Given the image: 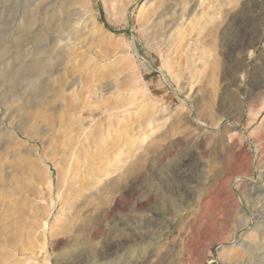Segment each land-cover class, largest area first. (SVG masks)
Here are the masks:
<instances>
[{"label": "rangeland", "instance_id": "374dc122", "mask_svg": "<svg viewBox=\"0 0 264 264\" xmlns=\"http://www.w3.org/2000/svg\"><path fill=\"white\" fill-rule=\"evenodd\" d=\"M17 1L0 0V264H264V0H74L65 50L55 1ZM35 57L55 73L20 71Z\"/></svg>", "mask_w": 264, "mask_h": 264}, {"label": "bare ground", "instance_id": "6f19581e", "mask_svg": "<svg viewBox=\"0 0 264 264\" xmlns=\"http://www.w3.org/2000/svg\"><path fill=\"white\" fill-rule=\"evenodd\" d=\"M20 0H18L17 1V3L19 2ZM55 1V3H53V5L52 6H49V7H47L46 5L45 6H43V8L41 9V10H43L44 11V9H47V11H46V13H43V15L44 14H46V15H48V18L46 19L45 17H43L44 18V20L43 19H41V20H43V23L45 22L46 23V25H49L50 26V28H51V33H48V29H45L46 30V32L48 33V35H47V38H46V40H54V39H62V40H65V41H67L66 42V44L63 46V47H61L59 50H65V48L66 47H68V45L71 43V42H73V43H75V42H77L78 40H79V38H80V34H81V32L86 28V27H81V25H79V23H78V19L76 20V19H74L76 22L74 23L73 22V18H79L80 16H81V12L80 11H78V10H73V11H71L68 7H69V5H74L75 4V1L74 0H71V2H68L67 0H54ZM107 3H110V0H105ZM115 0H113V2H114ZM8 2H9V0H8ZM21 3V2H20ZM29 3V2H28ZM13 4V3H12ZM144 5V4H143ZM23 6V5H22ZM27 6V5H26ZM32 8V7H31ZM17 9V8H16ZM29 9V8H28ZM27 9V10H28ZM33 9V8H32ZM23 9H21V11L19 12L20 13V17H22V21H28V24L30 23V19H28V15L26 16V14L28 13L27 11V13L23 10ZM18 11V10H17ZM16 11V12H17ZM30 12H31V10H29ZM49 13H52V14H49ZM29 14V13H28ZM42 15V16H43ZM37 16H38V14H37ZM36 16V17H37ZM63 17V19H62V23L64 22V24L62 25L61 24V26L59 25V18H62ZM39 19V18H38ZM15 20V19H14ZM35 21V20H34ZM47 21V22H46ZM36 22V21H35ZM34 22V23H35ZM61 22V21H60ZM44 23V24H45ZM78 25H77V24ZM23 24V23H22ZM27 24V23H26ZM28 24H27V26H28ZM36 25V24H35ZM39 25V24H38ZM43 25V24H42ZM20 26V25H19ZM40 26V25H39ZM46 27V26H45ZM48 27V26H47ZM35 28V27H34ZM38 28V27H37ZM42 28H44V25H43V27ZM28 29V28H27ZM29 30V29H28ZM38 31V30H37ZM49 31V32H50ZM20 32V31H19ZM32 32V31H31ZM65 32L67 33V34H65ZM24 33V32H23ZM35 33L37 34V35H39V31L38 32H36L35 31ZM35 33H34V35H35ZM41 33V32H40ZM65 34V35H64ZM44 35H46V34H44ZM31 37H33L34 38V36H32V34L30 35V38L28 39L27 38V43L26 44H21L20 45V49H24V47H26V46H29V45H31V44H33L34 43V41L35 40H38V39H33V38H31ZM41 37H42V34H41ZM2 39H5V38H2ZM10 39V38H9ZM19 39V38H18ZM32 39H33V41H32ZM13 40H14V38H13ZM40 40V39H39ZM45 40V41H46ZM17 41V40H16ZM15 42V41H14ZM14 42H12V43H14ZM18 42V41H17ZM43 42V41H42ZM59 42V41H58ZM64 42V41H63ZM16 43V42H15ZM13 45V44H12ZM11 45V46H12ZM18 47V46H17ZM33 48V47H32ZM26 50V49H25ZM5 51V50H4ZM4 51L2 52V54H4ZM24 51V50H23ZM27 51V50H26ZM62 51H59V55H61V54H64L62 57H64L67 53H61ZM26 53V52H25ZM45 53H47L46 52V49L45 50H42L41 48H37V50H35V54H38V56H40V54H45ZM15 54V53H14ZM17 54V53H16ZM19 54V53H18ZM31 54V53H30ZM20 55V54H19ZM9 56V55H8ZM36 56V55H35ZM37 56V57H38ZM58 56V55H57ZM36 58V57H35ZM34 58V59H35ZM5 59V58H4ZM3 61V60H2ZM4 63V62H3ZM51 63H52V61H51V59L49 58V59H43L42 57L41 58H36V60L34 61L33 60V62H29V63H23L24 65H22V67L20 68L19 67V69H20V71H24V70H26V71H28L29 73H30V77H40L41 75H42V73H45V72H47L48 73V77H50V76H52L54 73H55V71L56 70H51V71H48L46 68L48 67V66H50L51 65ZM18 65V64H17ZM18 67V66H17ZM16 68V67H15ZM18 70V69H17ZM19 71V70H18ZM3 72H7V71H3ZM8 74H9V72L7 73V76H8ZM46 74V73H45ZM1 75H4V74H1ZM14 75V74H13ZM44 75V74H43ZM3 77V76H2ZM10 77H11V75H10ZM15 77V76H14ZM5 78V77H4ZM14 79V81H15V78H13ZM17 79V78H16ZM7 80H8V78H7ZM17 80H19V78L17 79ZM49 80V79H48ZM14 81H13V83H14ZM17 82H19V81H17ZM16 82V83H17ZM42 83V82H41ZM8 84V83H7ZM13 85H15V84H13ZM37 85H39V84H37L36 82L33 84V87H35V86H37ZM41 85V84H40ZM8 86H9V84H8ZM12 86V85H11ZM18 85H16L15 87L17 88V90H16V92H15V89L13 90V94H14V96L16 97V96H18V87H17ZM10 87V86H9ZM7 88V90L6 91H8V87H6ZM14 88V87H13ZM12 91V90H11ZM19 98V97H18ZM13 98H11V100H12ZM8 100V99H7ZM10 100V101H11ZM15 100V99H14ZM2 102V101H1ZM8 102V101H7ZM7 102H6V104H7ZM12 103L10 104L11 106H12V104H13V102L14 101H11ZM9 103V102H8ZM5 104V105H6ZM3 105V104H2ZM8 106V105H7ZM5 109H6V107H5ZM7 111H6V113L8 114L10 111H13L14 110V108L13 109H11L10 108V106H9V109L7 108L6 109ZM16 112V111H15ZM13 125H14V123H13ZM0 126H2V124H0ZM17 126H19V125H17ZM4 127V126H3ZM7 129V128H6ZM6 129H1L0 130V132H6ZM16 129H18V128H16ZM20 130V129H19ZM18 131V130H17ZM19 132H21V131H19ZM8 134V133H7ZM6 134V135H7ZM121 230V229H120ZM124 232V231H123Z\"/></svg>", "mask_w": 264, "mask_h": 264}]
</instances>
